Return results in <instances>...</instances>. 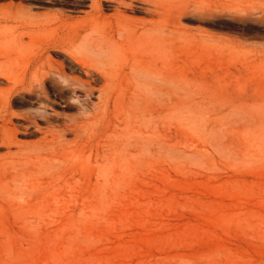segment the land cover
Instances as JSON below:
<instances>
[{
  "label": "rangeland",
  "instance_id": "obj_1",
  "mask_svg": "<svg viewBox=\"0 0 264 264\" xmlns=\"http://www.w3.org/2000/svg\"><path fill=\"white\" fill-rule=\"evenodd\" d=\"M10 1L62 6H0ZM195 5L182 18L192 42L182 48L177 159L151 151L99 169L84 158L78 187L59 198L47 184L26 198L0 188V264H264V0ZM37 96L13 95L19 144L40 138L26 119ZM68 96L51 106L52 122L76 114ZM13 156L0 142V176Z\"/></svg>",
  "mask_w": 264,
  "mask_h": 264
},
{
  "label": "bare ground",
  "instance_id": "obj_2",
  "mask_svg": "<svg viewBox=\"0 0 264 264\" xmlns=\"http://www.w3.org/2000/svg\"><path fill=\"white\" fill-rule=\"evenodd\" d=\"M50 1L63 7L0 6V142L16 155L2 168L0 188L26 198L47 184L59 198L72 181L78 187L81 173L72 171L84 158L99 169L151 151L175 161L181 79L189 76L182 48L192 42L182 18L196 0ZM25 90L40 97L39 108L24 113L40 133L28 145L16 139L11 107ZM67 95L76 114L52 122L51 106ZM77 208L74 216L85 207Z\"/></svg>",
  "mask_w": 264,
  "mask_h": 264
}]
</instances>
